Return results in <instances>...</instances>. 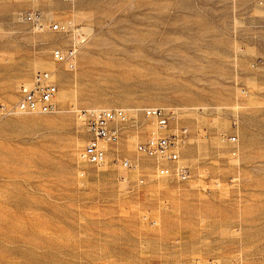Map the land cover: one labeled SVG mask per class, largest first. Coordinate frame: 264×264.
<instances>
[{"label":"rangeland","instance_id":"rangeland-1","mask_svg":"<svg viewBox=\"0 0 264 264\" xmlns=\"http://www.w3.org/2000/svg\"><path fill=\"white\" fill-rule=\"evenodd\" d=\"M50 23L83 32L75 69ZM37 71L59 110L0 111V264H264V0H0V106ZM150 105L188 129L185 181L137 149ZM115 107L138 122L84 161L80 110Z\"/></svg>","mask_w":264,"mask_h":264},{"label":"built area","instance_id":"built-area-1","mask_svg":"<svg viewBox=\"0 0 264 264\" xmlns=\"http://www.w3.org/2000/svg\"><path fill=\"white\" fill-rule=\"evenodd\" d=\"M72 1V0H66ZM20 19L34 24L37 28H44L45 17L40 10H32L22 13ZM50 29L58 31L77 32V38L67 49L57 48L53 51L56 61L75 69L76 59L81 44L85 42V36L80 28L68 24L50 23ZM57 85L53 81L50 71H37L32 81L23 83L20 88V97L15 105L7 107L0 106L4 114L12 113H54L59 110L55 101ZM148 124L153 125V131L145 140L137 143L139 152L155 157L160 164L158 174L161 176L174 175L180 180H187L190 176V169L180 162V149L188 137L186 127L173 126L172 120L177 116L174 107L148 106L142 108ZM80 117L87 126L89 139L81 153L84 161L94 165H103L106 162L110 145L120 141L123 128L128 124H136L137 118L130 117L127 109L115 108H89L81 109ZM235 141L236 137L230 138ZM162 161L175 163L174 166H166ZM124 167H132L129 159L121 160Z\"/></svg>","mask_w":264,"mask_h":264},{"label":"bare ground","instance_id":"bare-ground-1","mask_svg":"<svg viewBox=\"0 0 264 264\" xmlns=\"http://www.w3.org/2000/svg\"><path fill=\"white\" fill-rule=\"evenodd\" d=\"M84 43H82L81 45H83ZM76 61H77V59H76Z\"/></svg>","mask_w":264,"mask_h":264},{"label":"crops","instance_id":"crops-1","mask_svg":"<svg viewBox=\"0 0 264 264\" xmlns=\"http://www.w3.org/2000/svg\"><path fill=\"white\" fill-rule=\"evenodd\" d=\"M143 123V122H142Z\"/></svg>","mask_w":264,"mask_h":264}]
</instances>
